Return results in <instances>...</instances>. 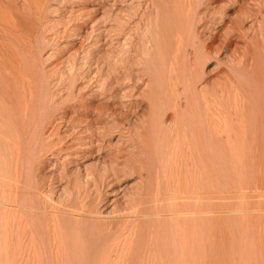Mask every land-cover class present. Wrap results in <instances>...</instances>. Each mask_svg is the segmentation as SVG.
<instances>
[{
  "label": "bare ground",
  "instance_id": "obj_1",
  "mask_svg": "<svg viewBox=\"0 0 264 264\" xmlns=\"http://www.w3.org/2000/svg\"><path fill=\"white\" fill-rule=\"evenodd\" d=\"M103 1L0 0V264H264V0Z\"/></svg>",
  "mask_w": 264,
  "mask_h": 264
},
{
  "label": "rangeland",
  "instance_id": "obj_2",
  "mask_svg": "<svg viewBox=\"0 0 264 264\" xmlns=\"http://www.w3.org/2000/svg\"><path fill=\"white\" fill-rule=\"evenodd\" d=\"M104 3H106V4H108V0H104L103 1ZM69 3V4H68ZM71 1H67V5H68V7H70L71 6ZM142 7L144 6V7H146L148 4L147 3H145V5H144V3H143V1H142ZM74 6H75V4H74ZM137 8V7H136ZM103 15V13L102 12H100L99 13V18H98V21L99 22H96V23H94V25L95 24H97L98 26H96L95 25V29H94V31H92L90 34H89V31H91V28H89L88 27V29L86 30L87 32H88V34H86V35H88L87 36V39L85 40V39H81L80 37H76V43H75V50H74V52H75V54L77 53V55H75V58H74V61H75V63L77 62V66H78V63H79V66H80V68H79V66H78V68L77 67H75V72H77L78 73V75H77V77H78V79L80 80L81 79V73H83V72H85L86 71V69H87V71H86V73L88 72V73H91L90 75L93 77L95 74H93V71H96L95 69H97V64H94L93 66H92V68L90 67V69H89V66H91L92 64H89V59L91 58V59H94V62H95V60H96V58H98V57H101L102 55H103V53H105V50H107V47H106V45H107V43H108V40H110V37L108 38V36H109V34H108V32H107V28H108V23L106 22H104V19L105 18H103L104 16H102ZM105 21H107V20H105ZM134 24V23H133ZM133 24H131L132 26H134ZM144 24V23H143ZM94 25L92 26V27H94ZM137 25H138V23H137ZM136 25V26H137ZM131 26V27H132ZM144 26V25H143ZM98 27V28H97ZM134 28H135V26H134ZM134 28H132V30H134V32L132 31V35L135 33L136 34V28L134 29ZM144 28H145V26H144ZM104 29H106L105 30V32H104ZM100 31H102V32H100ZM104 34V35H103ZM96 36V37H95ZM98 36V37H97ZM133 36H135V35H133ZM132 36V40L134 41V42H136L135 40H137V37L135 36V37H133ZM136 38V39H135ZM62 40H63V38H62ZM62 40L60 39L58 42H62ZM98 40V41H97ZM79 41H81L80 43H82V44H80L79 43ZM54 43H56V41L54 42ZM54 43H53V45H51V46H48V47H52L51 49L49 48V49H47V51L49 50V52L52 54V52H55V50H56V53L57 54H59L58 53V51H57V49L56 48H58V47H56V48H54ZM96 44V45H95ZM77 45V46H76ZM81 45H82V47H81ZM80 46V47H79ZM60 47H62V46H60ZM55 50H54V49ZM77 48H78V50H77ZM106 48V49H105ZM91 49V50H90ZM51 50H53L52 52H51ZM95 50V51H94ZM101 50V51H100ZM64 53V55L65 56H69V55H71V54H69L71 51H66V53H65V51H63ZM73 52V53H74ZM92 52V53H91ZM49 53V54H50ZM55 53V55L56 56H58L57 54ZM87 54H88V56H87ZM91 54V55H90ZM133 54V55H132ZM94 55V56H93ZM131 55H132V57H131V59H132V61H134V59H136L137 57H139L138 55H139V51H137V53H131ZM59 56H61L60 54H59ZM82 56V57H81ZM92 56V57H91ZM49 57V58H48ZM50 57H52V58H50ZM84 57L85 58H89L88 59V63H86L85 62V59H84ZM45 58H46V60H45ZM45 58H44V62L43 63H41V65H42V67L40 66L39 68H40V71H41V68L44 70L45 69V72L47 73V75L49 76V78L47 79V83H49L48 84V86H49V90H51L52 91V93H54V95L56 96V97H54V101H58V100H56V98L58 99V98H60L61 96H59V95H61L62 93L64 94V92L65 91H67V88H68V86H69V78L67 77L68 76V72L69 71H71V68H69V66H68V68H69V71H68V69H67V67L65 66L66 65V63L65 64H63V67H62V65H60L61 66V68L59 67V66H57V69H56V63L55 62H57L55 59V56H54V58H53V55L52 56H49V55H47V57L45 56ZM49 60H48V59ZM221 58V57H220ZM217 58H213V59H211V60H208V61H206L207 63H203V65L204 66H200V68L202 67L203 69H204V72L206 73L205 75H207V74H209L210 76L209 77H214L215 76V74L217 73L218 74V71H219V65H220V63H219V60L217 59ZM48 60V61H47ZM51 61V62H50ZM136 61H137V59H136ZM136 61L134 62V63H136ZM45 62H46V65H45ZM48 62V63H47ZM53 62H54V64H53ZM91 62V61H90ZM92 62H93V60H92ZM83 63V64H82ZM219 63V64H218ZM81 64V65H80ZM45 65V67H43ZM54 65V66H53ZM218 65V66H217ZM135 67L134 68H136V65H134ZM65 67H66V69H65ZM137 67L138 68H140V66L139 65H137ZM222 67H224L223 65H221L220 66V68H222ZM218 68V69H217ZM64 69L66 70L65 71V73H66V75H65V73H64ZM76 69H78L77 71H76ZM85 69V70H84ZM137 69V68H136ZM63 70V71H62ZM91 70V71H90ZM217 70V71H216ZM42 72V71H41ZM54 72H57V73H54ZM60 72V73H59ZM203 72V71H202ZM203 72V73H204ZM43 73V72H42ZM55 76H54V75ZM60 74H61V76H60ZM80 74V75H79ZM216 74V75H217ZM51 77V78H50ZM82 80H80V82H81ZM94 81V80H93ZM93 81H92V83H91V87L93 88L94 86H95V84L93 83ZM52 84V85H51ZM61 88V89H60ZM64 89V90H63ZM54 90V91H53ZM60 90V91H59ZM59 91V92H58ZM58 93V94H57ZM59 100H61V99H59ZM49 157L47 156V159H48Z\"/></svg>",
  "mask_w": 264,
  "mask_h": 264
}]
</instances>
